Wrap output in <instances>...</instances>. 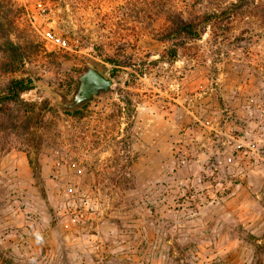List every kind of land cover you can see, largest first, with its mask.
Here are the masks:
<instances>
[{
    "label": "rangeland",
    "instance_id": "1",
    "mask_svg": "<svg viewBox=\"0 0 264 264\" xmlns=\"http://www.w3.org/2000/svg\"><path fill=\"white\" fill-rule=\"evenodd\" d=\"M14 2L0 83L46 102L38 147L0 139V264H264V0ZM174 13L200 37H167ZM87 65L112 84L71 108Z\"/></svg>",
    "mask_w": 264,
    "mask_h": 264
},
{
    "label": "trees",
    "instance_id": "2",
    "mask_svg": "<svg viewBox=\"0 0 264 264\" xmlns=\"http://www.w3.org/2000/svg\"><path fill=\"white\" fill-rule=\"evenodd\" d=\"M10 1L17 7L14 0ZM255 1L256 0H237V2L231 3L229 8H239L249 4V2L254 3ZM210 17L211 15L204 13L200 21L206 23L210 20ZM168 21L169 24L165 34L167 37L175 36L187 39H198L201 35V31L198 28L199 22L192 18L185 19L181 14L174 13ZM18 49V45H15L14 42L11 40L6 41V48L4 49L6 55H4L5 59L1 64L4 71H14L19 66L18 63L21 61V56L17 53ZM36 79V77L28 75L10 78L0 83V139H4L5 141L9 138V135H14L15 137H23L27 147L31 145L33 148L34 146L38 147L37 143H39L38 140L41 136H39L37 132L44 123V114L42 113L44 110L42 111L38 106L45 103L46 100L37 103L36 101H25L21 98L23 93L35 87ZM37 137L38 139L36 140ZM33 141H36V143L34 144ZM5 145L6 143L2 144L0 152L5 151L9 147L4 148ZM26 149L28 151L29 160L33 163L29 152L30 149ZM33 174L35 177L39 175L34 166Z\"/></svg>",
    "mask_w": 264,
    "mask_h": 264
},
{
    "label": "water",
    "instance_id": "3",
    "mask_svg": "<svg viewBox=\"0 0 264 264\" xmlns=\"http://www.w3.org/2000/svg\"><path fill=\"white\" fill-rule=\"evenodd\" d=\"M77 80L78 85L69 105L71 108L79 106L96 94L107 92L112 84L110 78L88 65L77 75Z\"/></svg>",
    "mask_w": 264,
    "mask_h": 264
},
{
    "label": "built area",
    "instance_id": "4",
    "mask_svg": "<svg viewBox=\"0 0 264 264\" xmlns=\"http://www.w3.org/2000/svg\"><path fill=\"white\" fill-rule=\"evenodd\" d=\"M44 40L48 42L53 48L57 49H69L70 45L66 38L52 33L51 31H46L42 34Z\"/></svg>",
    "mask_w": 264,
    "mask_h": 264
}]
</instances>
